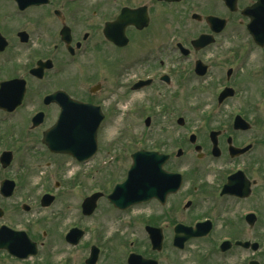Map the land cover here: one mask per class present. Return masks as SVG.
I'll return each mask as SVG.
<instances>
[{
  "label": "flooded vegetation",
  "instance_id": "flooded-vegetation-1",
  "mask_svg": "<svg viewBox=\"0 0 264 264\" xmlns=\"http://www.w3.org/2000/svg\"><path fill=\"white\" fill-rule=\"evenodd\" d=\"M202 1L214 12L189 0H0V264H264V43L252 33L264 29V0ZM183 2L193 9L174 24ZM78 77L101 79L79 89ZM197 87L213 94L217 117L206 111L189 129L177 105ZM128 110L144 115L143 130L126 124ZM156 110L176 119L156 121ZM78 125L88 150L53 151L69 134L78 143ZM142 152L180 176L169 179L175 192L114 193ZM73 164L90 174L62 183ZM95 175L103 183L88 185Z\"/></svg>",
  "mask_w": 264,
  "mask_h": 264
},
{
  "label": "rangeland",
  "instance_id": "rangeland-1",
  "mask_svg": "<svg viewBox=\"0 0 264 264\" xmlns=\"http://www.w3.org/2000/svg\"><path fill=\"white\" fill-rule=\"evenodd\" d=\"M189 1L192 4L197 5L199 13L214 12V10L211 8V6H209L208 3L205 5V1L204 2L202 0H199V1L189 0ZM247 2H250V0H241L239 3V7L247 4ZM192 4L189 6V4L185 5V3L183 2L177 8L173 9L174 24H177V22H179L178 18L180 16H183L185 14V12H189L193 9ZM191 25H193V24H191ZM191 27H193V26H191ZM237 33H238V37H237L238 43H241L242 41L246 40V34H245L244 28L238 27ZM228 34H229V31H228ZM242 44H244V43H242ZM244 52L246 53L247 49L244 48ZM248 54L251 56V58L253 57V59L257 55L256 52H252V53H248ZM253 59H252V61H254ZM81 65L83 67L86 66V64H81ZM79 69H80V67H78V70ZM99 72L101 74V69H99ZM84 78L85 77L78 79L79 89H80V87H82L83 89H87V87H89L91 84L95 83L96 80L101 79L100 77H98L96 79H89L91 81L90 82L87 79L85 80ZM196 84L192 85V83H190L189 85H191V87L194 88L198 85V84L197 85ZM243 87L245 89L246 95L248 96L247 91H246L247 87H245V86H243ZM199 90H200V88L197 87L194 91H190L189 95H188V100L184 101L185 103L181 102V103H178V105H177L179 107L183 104L184 108L181 111V117H183L186 122L187 121L189 122V129L192 128L197 122L194 125H190V124H193V122H195L194 120L201 119L202 116L205 115L206 111H207V115H210L211 120L216 119V117H217V114H216L217 111L215 112V108H214L216 105V102H215L213 94L209 93L208 92L209 90H205L202 93ZM182 99L183 98H181V101H182ZM240 101H241V97L238 98V102H240ZM125 105H127V103ZM211 109H212V111H211ZM209 111H211V113H209ZM124 113H128V114H126V117L130 116L128 118L126 124L127 125L128 124L133 125L134 128L132 130L133 131L135 130L134 132H138L139 130L142 129L141 121H142V118L144 117V115H142V118L140 121V119H138L136 116L132 115V112L124 111ZM156 113L159 114L158 116H156L157 117L156 121H172V120L176 119V116L172 117V116H170V114L162 115L163 113H160L157 110H156ZM121 119L122 118L120 115H116L112 120L109 118L107 123L105 124V130H104L105 135L104 136H106L107 139L110 141V143H109L110 151L117 150L118 145L120 144V140L117 139L118 138L117 133L119 132V129L121 128V125H122V123L120 121ZM197 125H198V123L196 124V126ZM129 135L126 138L131 139V138H133L132 135H134V133H129ZM118 141H119V143H118ZM115 167H117V166H115ZM88 174H90V173H87V171L84 170L82 167L73 164L72 167L68 166L66 169V173L64 175L60 174L58 178L61 179L62 183L68 182L69 184H72V182H70V180H72L78 176V177H80L81 181H84V180H86L85 177H87L86 175H88ZM55 179H57V176H54L52 178V181L54 182ZM93 179L87 181L88 185L92 184V183L95 184V183H97V181H101L103 183V177H99V176L95 175ZM76 182H79V181L77 180Z\"/></svg>",
  "mask_w": 264,
  "mask_h": 264
},
{
  "label": "water",
  "instance_id": "water-1",
  "mask_svg": "<svg viewBox=\"0 0 264 264\" xmlns=\"http://www.w3.org/2000/svg\"><path fill=\"white\" fill-rule=\"evenodd\" d=\"M60 151L73 156L77 154V152H80V149L74 146L65 147L64 150ZM139 156H141L142 159L144 157L149 159L152 158L155 161H161V163L157 166H154L153 168H150V166L148 165H144V168L139 171L137 167V162L140 160ZM162 159L163 158H161L160 156L151 153H138L133 156L134 165L132 166L128 174V180L124 184L117 186L116 191L118 192V194L127 191V189L131 190L132 192H134V196L130 199L135 200L138 197L139 199H143L147 198L150 195H155L158 192L166 191V189L168 190L171 187V184L170 181L165 179V176L171 179H173V176L166 175L161 170ZM174 180L177 181V178L174 177ZM154 185L158 186L157 191L155 190Z\"/></svg>",
  "mask_w": 264,
  "mask_h": 264
}]
</instances>
